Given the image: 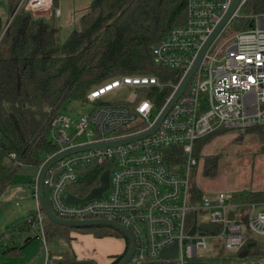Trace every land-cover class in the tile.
<instances>
[{"label": "built area", "instance_id": "2783aa9c", "mask_svg": "<svg viewBox=\"0 0 264 264\" xmlns=\"http://www.w3.org/2000/svg\"><path fill=\"white\" fill-rule=\"evenodd\" d=\"M233 1L185 0V22L173 28L151 53L154 65L175 72L173 80L160 83L154 76H122L93 88L85 103H77L82 109L77 115L70 116L67 110L52 120L48 138L55 152L44 160L39 171L64 152L128 141L155 127ZM248 1L240 0L153 134L118 146L72 154L46 172L45 198L57 218L111 221L131 233L135 250L127 264H188L201 251H238L246 232L253 238H264V210L255 214L264 203H250L243 209L241 202L225 192L217 193L213 200L203 197L196 202L192 198V174L199 166L195 143L221 130L264 125V14L239 17L238 12ZM20 6L38 18H48L52 12V0H22ZM238 21H245V27L242 23L236 31H229L228 25ZM162 88L168 90V98L156 107L148 95ZM121 93L119 102L105 101ZM169 148L180 150L181 162L167 161L165 152ZM95 169H100V176L109 172V188L102 199L66 204L65 192L80 199L87 195L79 197L68 188L77 185L85 171ZM32 197L34 209L19 230H28L42 241L41 264H52L37 179ZM200 214L204 218L198 224ZM194 220L196 232L190 236ZM208 223L218 225L219 231L206 235L202 228ZM173 245L177 247L176 258L161 260L160 251Z\"/></svg>", "mask_w": 264, "mask_h": 264}, {"label": "trees", "instance_id": "16d2710c", "mask_svg": "<svg viewBox=\"0 0 264 264\" xmlns=\"http://www.w3.org/2000/svg\"><path fill=\"white\" fill-rule=\"evenodd\" d=\"M6 1L8 21L4 26L0 21V198L12 186L20 167L38 169L54 154L48 130L52 120L67 111L70 103H85L93 88L122 76H154L160 83L172 81L175 72L154 65L151 53L173 28L182 25L186 19L185 0H91L77 29L62 41L55 15L59 0H52V12L48 18L25 12L20 6L22 0ZM248 2L251 14H264V0ZM154 92L148 98L156 107H161L169 92L166 88ZM239 131L255 134L264 145V125ZM222 132L225 131L198 140L194 155L198 158L206 138ZM262 145L261 153L264 154ZM165 155L170 164L181 162V152L177 148L167 149ZM219 159V156L204 159V177L216 175ZM99 178L100 169L87 170L80 182L68 191L84 196L98 185ZM203 197L192 184L193 200L201 201ZM234 197L241 202L243 209L250 203H264V192L244 190ZM44 228L48 244L56 236L68 244L67 251L50 252L52 264H96L91 259H78L73 252L71 244L78 236L123 240L124 251L111 256L109 264H119L129 250L126 238L104 226L68 228L65 231L66 228L52 224L46 218ZM202 231L206 235L216 234L219 226L208 223ZM245 235L246 240L238 251L228 254L219 248L214 255L264 256V243L247 232ZM12 251L16 249L8 252Z\"/></svg>", "mask_w": 264, "mask_h": 264}, {"label": "rangeland", "instance_id": "374dc122", "mask_svg": "<svg viewBox=\"0 0 264 264\" xmlns=\"http://www.w3.org/2000/svg\"><path fill=\"white\" fill-rule=\"evenodd\" d=\"M90 3L91 0H59L58 11L61 17L57 16L56 24L60 28L58 32L60 40H65L71 31L77 29L79 19L88 12ZM248 3L238 12L239 17L251 14ZM7 7V1L0 0V21L3 26L8 21ZM243 23L245 26L246 22L244 21ZM240 25L241 21H238L235 24L228 25V29L231 32L236 31L240 28ZM121 95L122 93L107 97L105 101L111 103L119 102ZM71 109L74 111L71 112ZM67 110H69L66 112L68 115L75 116L82 109L78 107L77 103H70L67 106ZM204 143L200 148V152H198L197 159L199 160V166L192 174L194 181L192 182L198 189L204 192L205 198L213 199L216 193H220L221 191L237 192L235 189L240 187L246 189L264 188V154L261 153L262 144L255 134L240 132L237 129H229L206 138V142ZM208 156L220 157L216 175L212 178L204 177L202 173L204 159ZM36 174L37 170L33 167H20L15 175L12 186L0 198V264H41L43 262L42 241L37 239L35 234L28 230H19V225L25 221V217L29 213L26 212L32 211L35 206L27 183L31 185V182L35 180ZM5 211H7L6 217L1 214ZM230 216H232V219L235 217L232 214ZM203 218V214H200L198 224L201 223ZM73 234L71 233V236ZM28 239L30 241H28L27 246H25L21 254L3 255L6 247L12 245L21 246ZM255 239L260 240V243H264V238L257 237ZM77 240L76 244L75 242L71 244L77 258L88 257L86 258L87 260L91 259L96 264H109L111 261L110 257L120 253L123 249V242L117 238L93 240L83 237ZM87 240L91 242L87 243ZM48 245L52 246V253L55 254L69 250L67 242L59 236L52 238ZM211 252V249L210 251L198 252L196 258L190 260L188 264H233L232 261L234 259L230 258L218 259L216 261L215 255ZM164 264L174 263L166 262Z\"/></svg>", "mask_w": 264, "mask_h": 264}, {"label": "water", "instance_id": "95a60500", "mask_svg": "<svg viewBox=\"0 0 264 264\" xmlns=\"http://www.w3.org/2000/svg\"><path fill=\"white\" fill-rule=\"evenodd\" d=\"M239 2H240V0H234L233 1L232 6L230 7L229 11H227L226 16L223 18L221 23L218 25V27L215 29V31L212 33V35L209 37L208 41L205 43L202 50L198 54V57H197L194 65H193L192 69L187 74V76L185 77V79L181 83L178 90L174 93V95L171 97L170 101L168 102V104L164 108L159 120L155 124V127H153L149 132L141 134V135L133 137V138H130V139H128V141L126 139V140H121L118 142L109 143L106 145L85 146L82 148L72 149L70 151L59 154L58 156L54 157L53 159L49 160L48 162H46L44 164V166L38 172V176H37V195H38L39 203L43 208V211L45 213L46 218L52 224H55L57 226L64 227V228H69V229H75V228L76 229H84V228H89V227L90 228H97V227H103V226L106 228L114 229V230L118 231L124 238H126L128 240V243H129V250H128L127 254L123 257V259L119 262V264H127L130 261V259L132 258V255L134 254V250H135L134 240H133L131 233L127 229L123 228L122 226H119V224H116V223L111 222V221H104V220L67 221V220H61V219L57 218L52 213V211L48 205V202L46 201L45 193H44V178H45V175L47 174L46 172H48V170L55 163L59 162L63 158L70 156L72 154L84 152V151H87L90 149H97V148H101V147L118 146L120 144H126L127 142L142 140L146 136L153 134L158 129L163 118L167 115L168 111L171 109L173 104L176 102V100L179 98V96L182 95V93L184 92V90H185L186 86L188 85L190 79L192 78L193 74L195 73L196 68H198V66L200 65L201 60L203 58V55L205 54L208 46L214 40V38L217 36V34L219 33V31L221 30L223 25L226 24L228 19L231 17L232 13L236 10ZM99 183H100L99 187L92 189L86 195V197H84L82 199L77 198L75 196H72V195L68 194V192H65V193H63V201L66 204L76 205L78 203L90 201L93 199H102L103 193H105L109 188V172L108 171H105L102 173V175L99 178ZM261 210H264V207H260V208L256 209L255 214L257 215V213ZM195 232H196V220L193 221L192 227L189 231V235L194 236ZM200 235H203V234H200ZM176 248H177L176 245H173L172 247H170L168 249L160 251L161 260H164V261L174 260L177 256Z\"/></svg>", "mask_w": 264, "mask_h": 264}, {"label": "crops", "instance_id": "0c3cea01", "mask_svg": "<svg viewBox=\"0 0 264 264\" xmlns=\"http://www.w3.org/2000/svg\"><path fill=\"white\" fill-rule=\"evenodd\" d=\"M59 8V7H58ZM59 18L61 17V15L60 16H58ZM202 169H203V167H202ZM37 170V174H36V177H35V180L37 179V176H38V171H39V168L38 169H36ZM212 178V177H211ZM35 180H33L32 182H31V185H30V183H27V185H28V187H29V189H30V191H31V197H32V193H33V185H34V181ZM201 192H202V194L204 193L201 189H199ZM244 190H250V191H252V192H258V191H264V188H262V187H258V188H255V189H246V188H244V187H240V188H238V189H235V191H237V192H230V191H228V192H225V193H228V194H230V195H233V196H236V195H238L240 192L242 193V191H244ZM222 192V191H221ZM5 194V193H4ZM204 195V194H203ZM216 195H217V193H216ZM216 195L214 196V198L213 199H215V197H216ZM85 196V195H84ZM79 197H81V196H79ZM83 197V196H82ZM86 197V196H85ZM205 197V196H204ZM33 198V197H32ZM212 199V200H213ZM234 199L235 200H237L236 199V197H234ZM31 211V210H30ZM30 211H27L26 213H28V212H30ZM5 213V214H4ZM4 213H1L2 215H4L5 217H6V213H7V211H5ZM26 213H25V215H26ZM1 228V227H0ZM83 237H87V238H91V239H96V238H93L91 235H86V236H78V238L77 239H80V238H83ZM110 238H112V237H110ZM0 241H1V239H0ZM28 241H30V239H28L27 240V242L25 243V244H23V245H21V246H16V245H12V246H10V247H6L5 248V250H4V252H3V255H16L17 253H20L21 254V252L24 250V248H25V246H27V244H28ZM78 241V240H77ZM76 241V242H77ZM88 242L87 243H90L91 241H89V240H87ZM122 242H123V249H122V251L120 252V253H122L123 251H124V241L123 240H121ZM76 242H75V244H76ZM74 243V242H73ZM2 244V243H1ZM75 244H74V246H75ZM50 247H52V246H50ZM10 249H16V251H12L11 253H9L8 251L10 250ZM18 249H20V251H18ZM73 249V248H72ZM217 249V248H216ZM215 248H213V249H211L212 250V254H214V251L216 250ZM221 249V248H220ZM51 252H52V250H51ZM225 252V251H224ZM120 253H117L116 255H118V254H120ZM226 253V252H225ZM228 254H232V253H228ZM86 258H88V257H86ZM86 258H82L83 260H86ZM214 258L215 259H217L216 261H218V259H223V258H230V259H234L233 261H232V263L233 264H264V256H251V257H246V258H238V257H231V256H228V255H226V256H222V257H216V255L214 256ZM79 259V258H78ZM81 259V258H80ZM36 264V263H35Z\"/></svg>", "mask_w": 264, "mask_h": 264}]
</instances>
